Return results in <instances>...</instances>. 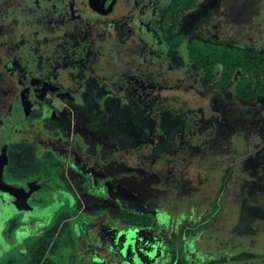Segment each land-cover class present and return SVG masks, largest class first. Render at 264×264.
<instances>
[{
    "label": "rangeland",
    "instance_id": "1",
    "mask_svg": "<svg viewBox=\"0 0 264 264\" xmlns=\"http://www.w3.org/2000/svg\"><path fill=\"white\" fill-rule=\"evenodd\" d=\"M121 1L131 3V0ZM157 1L168 6L172 0ZM194 3L188 11L176 16L177 30L189 39H212L264 53V0H194ZM55 4L54 0H0V95L6 96L9 88H17L1 70L5 62L16 57L18 61H29L35 69L43 65L39 70L45 74L39 79L44 78V81L47 73L50 76L53 71L61 70L63 76L56 81L60 86L72 88L74 100L51 90V84L44 83V91H40L41 84L36 86L34 98L40 111L31 117L30 123L44 116L43 108H48L49 116L54 118L48 122L49 126H42L45 138L39 144L29 137L33 132L28 133L22 126L12 128L6 175L13 182L36 175L41 168L53 163L48 150L64 152L67 143L77 136L87 145L83 152L101 157L102 161L111 157L120 159L123 163L121 173L115 175L119 161L111 163V174L104 169L105 180L123 177L127 187L114 188L116 195L113 192L100 194L98 189L90 193L86 180L77 176L78 182L82 180L84 185L75 189L71 183L72 168L63 165L60 168L62 179L76 197L77 204L67 199L63 208L55 206L58 209L53 217L55 222L46 227L41 225V234H37L38 229L20 234L21 240L29 236L24 246L28 251H22L23 255L21 248L15 246L13 231L9 230L12 224H7L8 230L0 231V264H75L78 241L73 238L80 237L76 233L86 235L85 243L96 242L89 229L84 228L87 234H82L76 225L84 227V221L95 215L99 216L97 219L112 220L117 214L136 235L130 238L126 232L118 247L148 245L150 250L156 249L151 253L153 257L160 248L159 260L153 264H190L194 258L190 255L196 254L194 246L184 236L190 231L198 239L195 242L199 251L197 258L203 264H264V98L241 103L234 88L215 89L205 82L204 85L199 78L203 76L202 71L194 70L188 61L181 62V57L188 60L185 44L178 54L165 44L159 51L169 54L172 66L181 62L179 67L168 68L162 62L168 59L166 53L165 58L153 53L150 45L155 38L129 37V33L134 32L130 29L123 36L113 33L111 38L102 39L97 74L103 78L109 73L108 81L113 83L121 79V73L129 70L123 73L121 81L111 86L112 95L122 93L129 88L128 84L133 88L136 83L145 87L148 98L139 99L148 115L144 116L134 100L136 93L131 90L124 95L126 107L117 100H108L106 94H100L102 99H99V92H102L99 90L93 98L88 95L90 90L87 91L81 96L84 104H80L79 93L74 94L75 85L68 76L73 73L70 61L78 49L84 51L85 57L91 56L89 45L100 40L104 28L95 31L88 22L76 23L72 20L77 10L72 12L70 5L64 6L63 2ZM52 10L56 18L49 15ZM169 10L170 5L154 16L160 24L175 26ZM128 11L130 8L123 13ZM133 11L139 13L136 9ZM82 13L85 14L83 9ZM85 15L88 16V12ZM156 33L158 28L153 36ZM175 41L180 42V39L175 38ZM18 101V108L11 109L8 117L0 116L1 129L29 112L24 108V95ZM83 160L73 157L76 164ZM94 169L97 168L90 170ZM74 204L77 210H82L81 216L70 221L75 213L71 212ZM122 210L150 213L152 231L131 225L127 213H118ZM159 210L171 216L170 222V218L160 214L159 225H164L160 227L154 221ZM191 212L194 219L200 218L199 221L180 225L178 235H172L175 233L172 220L184 213L180 218L187 221ZM107 234L108 228L103 236ZM101 235L102 231L100 238ZM3 237L7 239H1ZM134 239L136 243L133 244ZM59 247L63 249V257L58 261L54 255ZM122 255L128 259L135 254L122 252ZM201 262L196 259L194 264ZM82 264L91 263L87 260Z\"/></svg>",
    "mask_w": 264,
    "mask_h": 264
},
{
    "label": "flooded vegetation",
    "instance_id": "2",
    "mask_svg": "<svg viewBox=\"0 0 264 264\" xmlns=\"http://www.w3.org/2000/svg\"><path fill=\"white\" fill-rule=\"evenodd\" d=\"M45 1H49V0H45ZM54 1H57V4L58 2L60 3L63 2L62 5L64 6H66V4H69L72 12H75V10H77V13L74 14V20L72 21L76 23H80L82 25L85 24V22H88L90 23L92 29L95 31H99L100 29L99 27L104 28V32L102 33L100 40H95L91 42L89 45V49L91 50L90 51L91 56L85 57L84 51L82 49L81 50L78 49L77 51H74L73 53L74 57L70 61L73 73L69 74L68 76L69 79L72 81V83L75 85L74 94L79 93L80 101L77 102L80 104H84V102L81 99V96H83L89 90L90 93L88 95L92 98L95 96L96 92L102 91L99 92V95L102 94L104 96V94H106L108 100H117V102H119L120 105L126 107L125 104L127 103V99L125 100L124 95L128 94V92L131 90L136 93V96H134V100L139 103V107L145 113L144 116H147L148 115V113L146 112L147 109L139 99V97L148 98L146 95L147 90L144 89L145 87H141V85L136 83V87L133 88L131 84L125 82L128 84L129 88L123 90L122 93L119 94L120 99H119V95L117 96L112 95L113 92L111 90V86L114 83H116L115 81H119V80L121 81L123 73L128 72L129 70L121 73V79H116L114 82L112 81L113 83H110L108 81L110 79L109 73L108 74L106 73L103 76V78H101L97 74L98 71L97 64L101 62L100 56H102L101 52L103 51L102 39L111 38L113 33H116L117 36H123L126 30L128 32L130 29H133L134 32L129 33V37H136V39H138L143 36H150L155 38V41H152L150 46H152L153 53H155L156 55L165 58L166 52L165 53L162 52L161 54L159 52L160 50H163L162 48L164 47V44L168 46V49L175 52L174 54H178L183 45L178 49L173 50L172 44L167 41L164 30L166 25L168 26L170 25L165 23L160 24L159 22H157L158 18L154 16L159 12H163L164 10H166L169 5L171 6V3L174 0L170 1L168 6L167 5L162 6L157 0H152V1L131 0L130 1L131 3H127L124 1L122 2L121 0H86V1L85 0L84 1L54 0ZM57 4H55L54 6H57ZM128 8H130V11H128L127 14H125V12L123 13V11L124 10L126 11ZM131 8L138 10L139 13H134L133 9L131 10ZM82 9L85 11V14L88 12V16L82 13ZM188 10L189 9L181 10L178 12V14L182 12H186ZM168 12L173 16V19L175 21V32L183 33L177 30L178 27H177L176 16H178V14H173L170 12V10ZM49 15L53 16V18H56L55 12L53 10L52 13ZM92 19L94 21H91ZM96 23H98V25ZM156 28H158V33H156L153 36L152 33ZM186 36L188 37V35ZM187 39L191 40L189 38ZM210 40L213 41L212 39ZM216 43H220V42L216 41ZM221 44H225V43H221ZM75 57H77L76 60H74ZM166 57L168 58L167 59L168 61L163 60L162 62L165 63L168 68H173L177 66L179 67L180 63L183 62L184 64L185 61H188L190 66L192 65V63L188 59V56H187L188 60L181 57V59L183 60L177 66H172L173 65L172 62H169V60L171 59L169 57V54L166 53ZM172 61L174 60L172 59ZM186 65L188 66V64ZM33 67L34 66L30 65L29 61H25V62L18 61L15 57L5 62L1 68V70L3 69L5 78L7 77L9 80H12L13 86L14 87L16 86L17 88H13V89L9 88L8 91L9 93L6 94V96L0 95V116L2 114H5L8 117V112H10L11 109L18 108L19 105L18 100H20L21 96L23 97V95L25 99L24 108L29 110L27 115L22 117L20 116V119H16L14 123L9 124V127H4L3 129L0 128V231L4 232L5 229L8 230L7 224L9 223L12 224V226L9 227V230L13 231L15 246L21 248L20 250L21 255L24 254V252L22 251H25V253L26 251H28V250H24V246L26 245L29 236L21 240L19 238L20 234L28 233L27 231H32V230L36 231L37 229H38L37 234H41L40 232L43 231L41 225H43V227H46L49 223L52 224L55 222L53 217L55 212L56 213L58 212V209H55V206L58 205V208L60 209L63 208V206L66 205L67 199L71 201L74 200L76 202L75 204H77L76 197L72 194L70 188L67 187L68 186L67 183L64 182V180L62 179L60 168L63 165L66 164L72 168L73 177L71 183L75 189L77 188L76 186L78 185L81 186L80 184L84 185V182L82 183V180L79 179L80 181L78 182L77 176H79V178H83L84 181L86 180L85 183L89 185L88 189L90 193H92V189H94L93 191H95V193L96 190L98 189L99 191H101L100 194H103L104 192L111 193L113 192L114 188L119 189L123 185H125V188L127 187L123 177L119 179L113 178L110 181L105 180V175L107 173L110 174L112 173L110 172V169H112L111 163H115L116 161L118 163L119 161V164H117V167H115L117 169V171L115 170V175L121 173L122 171L121 168L123 167V163L120 161V159L118 157L116 159L114 157H111L108 161H102L101 157L91 156L83 152V149L87 147V145H84L82 143L83 141L81 140V138L77 136L75 137V139H73L72 142L67 143L68 146H66V150L64 152L61 151V153H58L57 151L51 149L47 151V153L53 159L52 165L48 166V168L46 167L41 168L36 175H33L32 177L26 178L22 181L13 182L11 179H9L8 175H6V170L9 164L8 154L11 152L9 150H10V145H12V130H13L12 128L15 127L19 129L22 126L26 128L28 133L33 132V135H29V134L28 135L33 141H36L39 144L45 138V134L42 132V126L44 125L49 126L48 122L52 121V119L54 118V117L51 118L49 116L48 108H43L42 110L44 111V116L41 117L39 120L36 119L35 121H33V123H30L31 117L33 115H36L38 113V110L40 111L39 107H37L38 103L35 102V98H34L37 89L36 86L41 84L40 91H44V83L48 85L51 84L50 86L51 87L53 86V88H50L51 90L52 89L54 91L56 90L61 95H64L67 98L73 100L72 98L73 91L71 90L72 88L68 86H60V84L56 81L61 79L60 77L62 75L61 70H57L55 72L53 71V73L50 76L47 73L46 79L44 81V78L39 79L40 76H44L45 74L44 71L39 70V68H43L44 66L43 65L39 66L36 69ZM192 67L194 68V70H199L194 65H192ZM199 78L200 81H203V84L205 82L206 84H211L214 87V85L206 79L204 73L203 76H199ZM214 88L230 89L234 87H230V88L214 87ZM99 99H102V96ZM135 104L137 105V103ZM133 114L138 115V113L136 112H134ZM55 139L56 138H53V140ZM73 157L74 158L79 157V159L83 158L84 160L76 164L73 162ZM94 167L97 169L91 171L90 169ZM105 168L107 170V173L104 170ZM126 170L129 171L128 169ZM131 171L134 172V170ZM148 176L146 178H148ZM113 195H116V193L113 192ZM120 202L121 201L119 200L118 203L120 204ZM133 202H135V200H133ZM70 206L71 204L69 205V207ZM76 206L77 205H75L74 211L73 208H71V212L73 213L75 212V213L73 217L70 218L71 219L70 221H76L81 216L80 214L82 210H77ZM161 211L159 210L160 213L156 214L157 216L156 218H154V221H157L159 227L164 226V225H159L157 218L160 214L170 218V222H171V216H168L167 213H165V211L164 212ZM122 212L126 213L128 211L122 210L118 213H122ZM39 213H42L43 215H38ZM9 215H11V218L8 219ZM117 215L118 218L119 214ZM184 215H185L184 213H181L179 217L176 218V220H172V223H174L173 225L178 226V223L181 220L180 217L181 216L184 217ZM98 217H99L98 215H95V217H91V219H89L88 221L87 220L84 221L83 223L84 227H82V225L79 224L78 227L76 225V228L82 230L81 231L82 234L83 232H86L87 234V231L83 230L84 228L89 229V232L92 233L93 236H95L94 241L96 242H93L91 240L92 242H89L90 244L85 243L86 235L83 236V235H79V233H76L77 237L78 236L80 237L73 238V240H75L76 242L78 241V248L76 249L77 251L76 257L74 256L76 260L75 264H82V262H86L87 260L91 264H94V262L96 261L99 264H131V262L135 264H153L154 261L157 262V260H159L158 257L162 253L160 248L155 257H153L151 253H153L156 249L154 248L153 250H150V248H148V245L144 247H140V244H136L135 248L134 247L131 248L129 246L126 248L125 247L119 248L118 246L123 242L126 232L129 233L127 234V236L130 238H134L136 237V235H133L131 233L132 230L130 228L127 229V226H125L123 221L119 218L112 220L109 218L101 220V219H97ZM128 217L129 216H127V218ZM95 218L96 221L94 220ZM186 218H188L189 220L188 219L187 221L181 220L182 226L183 224L189 221L192 222V224H194L198 222L200 219V218L194 219L193 212H191V214L188 215ZM24 219H27V222H25ZM14 220H16V222H14ZM107 228H108V234L106 236H103ZM177 228L178 227H176V230ZM101 231H102V235H101L102 237L100 238L99 233ZM176 233L177 232H175L174 234L177 236L178 234ZM187 234L189 233L187 232ZM190 235L192 236L195 245V242L198 241V239L194 238L193 235L195 234L191 233ZM89 236H91V234ZM1 239H7V237H3ZM186 241L188 243L191 242L189 240ZM132 243L133 244L136 243V239H134ZM122 252L124 254L133 252L135 255L132 258L126 259V257L125 258L123 257ZM62 253H63V249L61 250L59 247L58 253L54 255L58 257V261L60 258L63 257ZM198 255H199L198 250L196 254L190 255V256H194V258L192 257V260H190L191 262L190 264H194V261L196 259L198 260V262H201L197 258ZM52 262L54 263L55 260L52 259ZM201 263L203 264V262Z\"/></svg>",
    "mask_w": 264,
    "mask_h": 264
},
{
    "label": "trees",
    "instance_id": "3",
    "mask_svg": "<svg viewBox=\"0 0 264 264\" xmlns=\"http://www.w3.org/2000/svg\"><path fill=\"white\" fill-rule=\"evenodd\" d=\"M193 5V0H174L170 6V12L178 14L179 11L190 9ZM164 30L167 41L172 44L173 50L185 44L189 61L197 69L203 71L206 79L214 87H234L236 98L241 103H250L256 99L264 98L263 52H255L247 48L216 43L211 40L198 38L188 40L185 34L175 32V26L166 25ZM175 38H179L180 42H176ZM126 213L132 225H139L140 228H146L144 229L146 231H152L153 228L150 226L152 225L153 217L150 213ZM181 223L182 221L180 220L178 226L172 225V227H175L174 232H179ZM176 227L179 230L178 228L176 230ZM188 233V235L184 236L191 241V245H194V240L190 235L193 232L190 231ZM195 251L197 252L196 249Z\"/></svg>",
    "mask_w": 264,
    "mask_h": 264
},
{
    "label": "water",
    "instance_id": "4",
    "mask_svg": "<svg viewBox=\"0 0 264 264\" xmlns=\"http://www.w3.org/2000/svg\"><path fill=\"white\" fill-rule=\"evenodd\" d=\"M38 215H43L42 213H39Z\"/></svg>",
    "mask_w": 264,
    "mask_h": 264
}]
</instances>
